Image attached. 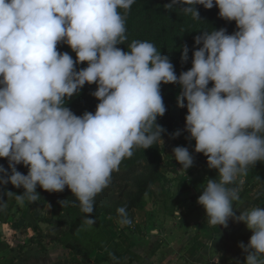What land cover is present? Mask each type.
I'll use <instances>...</instances> for the list:
<instances>
[{
	"label": "clouds",
	"instance_id": "1",
	"mask_svg": "<svg viewBox=\"0 0 264 264\" xmlns=\"http://www.w3.org/2000/svg\"><path fill=\"white\" fill-rule=\"evenodd\" d=\"M134 2L0 0V158L8 161L7 169L0 165V185L23 188L15 195L21 205L39 199L37 186L48 192L67 187L91 226L95 197L112 172L133 147L147 149L162 139L166 129L156 123L166 112L161 84H177L178 106L187 108L184 130L219 175L207 180L197 203L211 225L227 227L229 218L243 222L252 232L247 244L238 245L243 264H264V207L236 215L240 188L229 187L249 166L264 162V0L165 4L179 5L194 19H201L196 5H215L220 18L236 24L231 34L221 27L196 35L194 44L202 46L179 76L152 42L133 40L127 51L118 47L127 40L126 12ZM58 44H67L76 59L58 51ZM188 52L185 44L182 63ZM82 62L87 66L77 70ZM85 83L97 85L91 95L99 103L94 113L76 115L66 102ZM172 153L185 170L193 165L187 147ZM19 164L27 174L17 170ZM117 213L121 226L131 223L125 207Z\"/></svg>",
	"mask_w": 264,
	"mask_h": 264
},
{
	"label": "rangeland",
	"instance_id": "2",
	"mask_svg": "<svg viewBox=\"0 0 264 264\" xmlns=\"http://www.w3.org/2000/svg\"><path fill=\"white\" fill-rule=\"evenodd\" d=\"M127 46L124 47L125 51L127 50ZM170 61L174 65L177 76L192 66V64L180 65L174 58H170ZM208 86L211 87L212 82H209ZM96 87L97 85L93 83V88L96 89ZM180 91L181 89L177 84H162L161 94L164 104L167 105L172 100L174 94ZM98 103L99 100L93 96V103L91 105L93 113ZM186 114L187 111L179 107L178 112L166 120L167 125H169L174 133L177 130L181 134L186 133L184 130ZM188 140L189 147L184 143L174 140V138L162 137V139L152 146L156 153L151 152L146 155L142 154L144 151L142 147L135 146L133 155L130 158L126 157L122 161L123 165H119L118 170L112 172L109 185L96 195L94 212L91 214L94 223L91 226L85 224L84 221L87 214L80 211L79 202L70 189L65 187L63 192H48L37 186V191L40 193L39 199L35 202H28L26 200L22 205L16 201L9 213L8 222L3 223V228L7 227L5 224L11 226L15 224L19 228L30 227L34 230L33 233L30 230L29 235L25 236L29 242L59 241L62 245L70 244L73 248L76 247L73 253L78 258V256L83 257L86 250H93L95 243L103 238L105 230L109 226L118 223L119 215L117 209L122 206L128 209L129 206H132V198L141 206L140 209L143 210L157 207L160 210L159 213H163V211H173L181 207L186 209L185 206L187 205L185 204L189 202V199L197 202L194 199L192 191H188V183L194 180L197 181L200 178V182L197 181L198 183L194 184L199 185L204 182L205 175H207L206 169L203 166L194 164L200 153H197V155L194 153L195 140L191 138H188ZM176 146L187 147L193 156V165L187 170L174 158L172 149ZM131 158L137 159L135 164L131 163ZM17 170L24 171L25 173L28 171L27 167L23 164L17 165ZM241 180L243 181L242 185L239 183ZM205 186L204 184L203 188ZM237 186L240 188V199L233 202L234 210L240 208V205L246 198L261 200L264 197V162L257 161L254 166H249L246 175H238L236 181L232 185H229V187ZM243 191L244 193H242ZM200 192H202V189ZM65 199L68 201L66 205L59 203ZM201 207L203 206L201 205ZM130 209L133 210V207H130ZM235 212L236 215L240 214V212ZM148 216L150 221L154 223L158 220L154 215L150 214ZM158 217L161 218V215ZM174 219L171 220V223L181 224L182 222V225L185 226L184 219ZM129 220L132 221L131 218ZM186 222L188 223V221ZM201 225H203L201 230L205 232L206 236L210 237L213 230L211 225L207 221H203ZM242 225H244L243 222L235 221L232 230L236 231V227ZM126 226L132 225L126 224ZM187 227L189 229L192 228ZM8 233H10L9 229L7 232L0 231V238L5 234L6 239H8L11 236L6 235ZM31 234L33 235L30 238ZM246 234L247 236H251V230L247 229ZM21 240L23 241V238ZM78 250H83L82 252L84 253L79 254ZM4 253L10 256L8 248ZM10 260L12 259H8L9 262Z\"/></svg>",
	"mask_w": 264,
	"mask_h": 264
},
{
	"label": "crops",
	"instance_id": "3",
	"mask_svg": "<svg viewBox=\"0 0 264 264\" xmlns=\"http://www.w3.org/2000/svg\"><path fill=\"white\" fill-rule=\"evenodd\" d=\"M204 184L206 181L199 185L188 183V191H192L195 200H198ZM188 201L186 209L181 207L163 213H159L157 207L131 210L132 226H121L119 223L109 226L105 230L106 238L98 248L78 258H74L71 249L59 241L29 242L25 236L29 235L30 230L33 233L30 227L5 224L7 227L3 228V222H0V231L7 232L9 229L10 233L6 235H11L8 239L5 234L0 238V264H243L245 254L238 245L241 241L245 244L249 241L246 225L237 226L236 231H233L235 221L229 218L227 227L210 224L213 230L208 237L201 230V223H208L204 207L194 200ZM150 214L157 217L155 223L150 221ZM172 219H184L185 226L182 222L171 223ZM224 237L234 247L235 258L223 257L225 249L221 245ZM7 248L10 256L4 253ZM111 254L113 257H110ZM8 259L12 260L9 262Z\"/></svg>",
	"mask_w": 264,
	"mask_h": 264
},
{
	"label": "trees",
	"instance_id": "4",
	"mask_svg": "<svg viewBox=\"0 0 264 264\" xmlns=\"http://www.w3.org/2000/svg\"><path fill=\"white\" fill-rule=\"evenodd\" d=\"M169 2L170 0H135V2L131 5L130 10L126 12L127 40L125 41V44H120L118 47L124 50V47L130 44L133 40H147L152 42L157 50L161 51V54L168 55L169 58H174L180 63V65H190L194 49L202 46L194 44V37L196 35H200L206 30L211 31L213 28L218 30L221 27L225 28L229 34L236 30L235 21H226L220 18L218 15L219 9L215 5L211 9H205L202 5H196L201 19H194L190 13H185L179 5H174L172 9L165 8L164 5ZM120 11L122 13L124 12L122 9ZM185 44L189 49L188 61L182 63L181 53ZM57 48L58 51L68 52L74 60L76 59L75 52L72 51V49L67 44H58ZM86 66L87 62H82L76 65L77 70ZM94 90L95 88H93V84L85 83L78 95H74L72 98L67 100L66 106L69 107L76 115H82L85 111L92 112L91 105L93 103V95H91V93ZM179 93L180 92L175 93L172 100L167 105H165L166 112L163 116L157 117L156 123L166 129V131L162 133V137H170L172 139L174 138V140L184 143L189 147V133L186 131L185 134L180 133L179 136L173 137L172 134L174 132L166 123V120L170 116L178 112L179 106L177 102V96ZM183 109L187 111L186 107H183ZM143 150V155L151 152L156 153L153 147L147 149L143 148ZM194 153L197 155V152L194 151ZM0 161H2L0 165H3L7 169V159L0 158ZM136 161V158H131V163L135 164ZM121 163L120 166L123 165V162ZM194 164L197 166H203L206 169L207 175H205L204 180L206 183L210 178L219 180L217 170L210 169L207 166V157L204 154L200 153V156L197 157V161L194 162ZM20 172L27 174L24 171ZM199 179L200 178H198L197 181H199ZM197 181H191L190 185L198 183ZM9 191H12L13 194L9 195ZM22 192L23 188H16L11 183L7 185H0V205H7L6 208L0 210V222H8L9 213L16 202L15 195L21 194ZM242 193H244V191ZM131 201L132 206H129L128 209H126L128 219L130 218V207H133V209L137 210H143L140 209L141 206L135 202L133 198ZM253 207H264V197L261 200L246 198L240 205V208H237L235 211H244ZM118 218L120 219V217ZM105 238L106 235L104 233L103 238L95 243L93 249H97L98 246L105 240ZM66 246L71 249L72 252L76 249V247L73 248L70 244H66ZM221 247L222 249H225L223 255L225 259L229 257L235 258L236 251L234 247H231L228 242L225 241V237ZM82 251L83 250H78L79 254H83L84 252ZM90 251L92 250H86L84 255H89ZM73 257L75 258L76 256L73 255ZM110 257H113V254H111Z\"/></svg>",
	"mask_w": 264,
	"mask_h": 264
},
{
	"label": "built area",
	"instance_id": "5",
	"mask_svg": "<svg viewBox=\"0 0 264 264\" xmlns=\"http://www.w3.org/2000/svg\"><path fill=\"white\" fill-rule=\"evenodd\" d=\"M131 225L133 224V222L131 221V223H130Z\"/></svg>",
	"mask_w": 264,
	"mask_h": 264
}]
</instances>
